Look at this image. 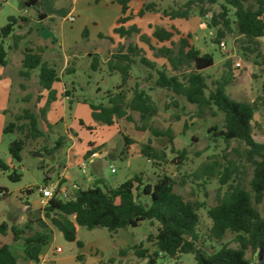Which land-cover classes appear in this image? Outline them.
Masks as SVG:
<instances>
[{
	"label": "trees",
	"instance_id": "1",
	"mask_svg": "<svg viewBox=\"0 0 264 264\" xmlns=\"http://www.w3.org/2000/svg\"><path fill=\"white\" fill-rule=\"evenodd\" d=\"M45 0H24L23 9L26 13L30 9L36 11L33 16L42 21L46 15L40 8ZM133 0H114L119 7L120 16L115 21L113 33L120 39L139 36L141 42L147 45L148 51H153V58L161 59L157 62L141 56L142 49L137 44H128L112 53L105 63L109 73H117L120 83L115 92L106 93V104H88L90 116L93 121L104 126H113L122 121L127 124L133 122L132 114H136L142 122L141 127H136V133L141 137L145 132L148 138L139 147L141 157L148 160L155 169H159L167 162L166 152L158 150L153 145V139H166L170 152L176 157L171 163L178 168L182 165L185 150L174 149V132L171 127L163 130L147 126L144 120L157 115L158 107L152 101L148 91L139 88L126 89L131 78V71L136 64L148 68L145 81L149 82V90L161 89L172 94L173 97H182L184 101L196 109V117L214 115V108L223 116L222 130L219 136L229 146L231 141L243 145V158L251 167V179L248 190L244 188L239 167L231 159L226 160L222 166L216 160L202 163L192 174L195 180H210L219 175L218 182L221 187L226 186L223 193H218L216 204L206 211L210 221L207 240L221 242L227 234L233 235L236 248L226 244L220 245L213 252L204 251L199 245V215L198 210L203 203L186 200L174 191L175 185L183 186L184 179L178 182L169 175L158 174L155 177H145L144 174L134 175L116 187H99L100 180H95L91 187L82 190L76 189L71 197L62 199L54 196L42 208V217L47 222V227L40 229L34 221H26L21 226L8 225L0 222V264H20L19 260L10 250L11 244L20 243L24 261L39 262L42 249L48 244L51 229H56L69 243L82 247L76 238L77 227L92 230L96 227L104 228L110 233L118 230L138 227L142 222L157 224L156 232L149 234L146 243L155 248L150 252L149 247L139 245L128 248L140 259H147L148 264H154L159 257L175 259L181 255H192L195 264H253L246 258V252L251 250L257 253L261 248L264 251V218L259 213L257 206L264 198V142H256L253 137V119L257 111L255 102H242L232 99L225 92V87L232 83L231 74L225 73L220 79L212 82V89H208L205 76L202 72L211 68L214 60L211 54L201 53L194 44L192 34L181 32L173 23L168 27H156L150 38L141 35L140 29L133 24H126L133 19H142L149 13H159L155 3H141L136 8H131ZM220 11L211 13L207 28L215 30L212 43L219 45L220 40L232 33V24L236 26L237 34L242 37V43L256 46L257 41L264 36V0H224ZM192 1L185 5L184 10H163L159 18L187 20ZM233 11L234 21L230 19ZM203 15V12H202ZM30 15L9 16L7 23L0 27V67L7 63V51L18 49L22 36L14 34L21 23H28ZM11 40V45L5 47V41ZM110 41L112 39L109 38ZM155 43L156 47L151 46ZM43 49L38 46L28 47L22 51L21 69L19 75L28 79L33 71H37L38 84L41 90L47 92L48 103L54 100V83L60 81L58 71L50 66L41 56ZM229 67V62H226ZM98 56L94 55L90 64L91 71L98 70ZM67 74H73V68L65 69ZM130 92V96H129ZM70 92L65 90L63 96L68 97ZM41 98L40 96L38 99ZM71 101V100H69ZM177 106L175 100L168 105ZM167 108V105H166ZM35 114L30 109H23L21 114L15 115L13 121L7 123L2 130L3 134L17 132L21 137L10 142L8 154L12 161L20 163L21 152L28 140L36 141L44 136L39 129L40 121H45V111ZM82 126L83 123L80 121ZM185 127V124H184ZM214 128L208 131L212 132ZM123 149L121 154L126 155L128 147L135 143L124 134H121ZM63 138L57 143L61 147ZM54 149L43 148L44 154H54ZM91 152H87L90 155ZM221 169V170H219ZM0 171L8 173L11 182H18L20 175L15 171L10 172V167L0 158ZM237 175V178H233ZM236 179V180H233ZM62 182L58 184L60 188ZM44 185H47V178ZM30 193V190L27 191ZM7 196V191L0 187V200ZM148 197L149 204H143L142 198ZM122 250L120 254H124Z\"/></svg>",
	"mask_w": 264,
	"mask_h": 264
},
{
	"label": "rangeland",
	"instance_id": "2",
	"mask_svg": "<svg viewBox=\"0 0 264 264\" xmlns=\"http://www.w3.org/2000/svg\"><path fill=\"white\" fill-rule=\"evenodd\" d=\"M189 1H192V4L188 19H176L174 25L181 32L192 34L195 47L202 54L212 55L213 66L202 72L208 89H212V82L220 79L225 73L231 74L233 81L225 87V92L236 101L257 104L253 119V137L256 142H264V36L257 41L256 46H249V50H245L246 44L242 43V37L237 34L236 26L232 24V33L220 40L224 43V48L212 43L215 30L207 28V23L211 13L220 11L221 5L225 4L224 0H133L130 4L132 8L138 7L141 3H155L159 13H149L142 19H133L126 26L136 24L141 35L150 38L156 27H168L172 23L168 18L158 17L163 10H184ZM253 2L254 0L247 1V3ZM72 7L76 9L74 13L76 21L72 25L70 43L77 41L79 49L76 52L77 58L68 60L67 68H75V72L67 74L63 71L62 82L53 84L54 100L49 103L47 92L38 99L32 91L30 100L22 99L21 93L13 88L9 108L7 112L0 114V158L9 165L11 173L15 171L20 175L18 182H11L7 177L8 173L0 171V187L7 191V196L0 200V216L4 212L15 214V217L7 218L8 225L21 226L27 221L28 213L24 212L26 205H30L32 211L40 208L39 190L44 186L46 177H49L47 180L49 183L57 181L59 175L68 174L70 180H66L63 185L67 191V198L74 193L72 184L87 189L95 180H100L99 187L103 189L116 187L132 177L131 171L135 170L134 165L129 168L127 162L120 158L123 149L121 134L135 142L133 144L136 145L132 144L135 150L139 149L140 144L149 136L147 132L141 137L136 133L135 128L142 126L136 114H132V123L118 121L113 126L107 127L92 120L88 104H106V93L115 92L119 85V75L109 73L105 63L121 45L125 47L128 44H137L142 49L141 56L144 58L155 61L158 65L163 61L153 58L154 52L147 50V45L140 41L139 36L132 35L127 39H120L113 33L114 23L119 16V9L114 0H45L40 6L43 11L45 9L46 12L56 15L55 19L60 18ZM22 10L20 0H0V27L7 23L9 16L18 17ZM232 14L231 10L230 19L234 21ZM44 28L60 40L59 25L56 27L45 25ZM10 41V39L5 41V47ZM151 46L156 47V44L153 42ZM56 52H58L56 58H59L57 54H61V51L58 46ZM9 54L10 57L15 56L11 52ZM94 55L98 56L99 61L98 70L95 72L90 69ZM226 62H229V67L225 65ZM55 63L56 70L59 71L62 62L59 60ZM148 71L145 66L136 64L131 71L126 89L133 88L137 84L139 88L148 91L158 107V113L144 120V123L160 130L171 127L174 132V149L185 150L186 157L182 165L176 168L171 163L176 155L170 152L166 139H153L154 147L166 152L167 162L158 170L148 164L147 171L142 174L150 178L158 174H166L177 182L184 179L185 184L175 185L174 191L186 200L203 203V207L198 210V245L204 251L209 253L216 251L222 244L236 248L237 245L233 242L231 234H227L219 243L208 241L206 238L211 224L206 211L216 204L217 194L223 193L226 186L219 185V175L210 180L203 178L195 180L191 174L202 163L209 162V158L218 161L222 166L226 165L227 159H231L239 167L241 174L238 177L242 180L244 188L248 190L252 169L243 158L244 146L238 145L235 141H231L229 146L223 142L218 135L222 130L223 116L214 108L211 109L213 116L207 114L203 118H197L195 107L187 104L182 97H173L171 93L161 89L149 90L150 83L145 81ZM63 84L70 92L68 99L62 95ZM172 99L177 102L176 107L168 105ZM46 106L45 121H40L38 125L44 136L36 141L28 140L21 152L20 163L12 161L8 154V145L21 136L17 132L3 134V128L13 121L15 115L21 114L23 109H30L38 114ZM80 121L83 123L82 126L79 124ZM210 128L214 130L209 132ZM60 138H63L61 147L54 149ZM43 148L54 149V154L46 156L41 152ZM104 148L116 149L113 160H107L106 167H103L99 160H95L93 164L85 162V167H80L88 151ZM37 153L42 157L37 156ZM110 164L113 165L115 173L110 172ZM233 178H237V175ZM28 190L30 193H27ZM141 201L143 204H149L148 197H143ZM257 209L264 218V198ZM156 228V223L151 225L146 221L138 227L121 229L116 233H110L100 227L87 230L78 226L76 238L82 244L80 248L75 243L67 242L56 229H53V235H50L48 244L42 252L51 254L49 252L60 248L61 252L57 253L58 255L74 256L81 252L102 264H148L147 259H138L128 248L142 243L153 252L155 248L146 243V238L149 234H154ZM122 250H125L124 254H120ZM12 251L18 258L17 248L12 247ZM246 258L253 264H258V252L253 253L249 250L246 252ZM154 264H195V262L192 255H181L175 259L159 257ZM261 264H264V252Z\"/></svg>",
	"mask_w": 264,
	"mask_h": 264
},
{
	"label": "crops",
	"instance_id": "3",
	"mask_svg": "<svg viewBox=\"0 0 264 264\" xmlns=\"http://www.w3.org/2000/svg\"><path fill=\"white\" fill-rule=\"evenodd\" d=\"M23 1L24 0H20L22 6H23ZM43 7L45 6L43 5ZM130 7L132 8L131 5ZM117 8L119 9L118 6ZM42 12L46 15V18L42 21H39L35 17H33L36 14L30 15L29 11L26 13V9H23L19 15V16H26L28 14L32 16V18L29 19L28 23H21L20 26L15 29L14 34L18 36H22L23 39L19 42L18 49L16 50L12 49V50L7 51V63L4 67H0V114H4L5 112H7V109L9 108V104L11 100V91L13 88L21 93L22 99L28 98L30 100L32 99V95H31L32 91H34L36 98H38L39 96L40 97L44 96V92H46L45 90H41V88L39 87L38 79H37V71H33L30 74V77L28 79H23L19 75V71L21 69L22 51L25 48L34 47V46L41 47L43 49L42 54H41L42 58L50 66H54L56 69H57V65L55 62L61 60L62 67L58 71L60 82H62V75H63L62 73L67 68L68 60L77 58L76 52L79 49L78 48L79 43L77 41L70 43L72 25L76 21V17L74 15V13L76 12V9L72 7L69 11H66L60 18L57 17L56 19H55L56 15L54 16L46 12L45 9L44 11L42 10ZM70 16L74 18L73 21H69ZM119 16H120V10H119ZM56 22H57V25H59L60 40H57V38H55V36L52 33H50L44 28L45 25H53L56 27L57 26ZM170 22L174 24L175 20L170 21ZM10 45H11V41L7 44V47H9ZM57 46L60 48V51H61V54H57L59 58H56V53H58L56 52ZM9 52L13 53L15 56L10 57ZM73 69L75 70V68ZM62 88H63L62 90V95H63V92L67 90V87L65 84H63ZM52 89L54 90L53 86H52ZM64 98L68 99V97H64ZM133 145H136V144H133ZM133 145L131 144L128 147L126 155H122L120 153V158H122L124 161L127 162V165L129 168H132V166L134 165L135 170L131 171L132 176L137 175V174H142L144 171H147L148 164H151L148 160L141 157L139 153V149L135 150ZM69 151H71V149H69ZM115 151L116 149L109 150L105 148L101 150H91L90 155L86 156L87 153L84 155V158H83V161L80 167L84 168L85 162L93 164L95 160H99L102 166L106 167L108 165L107 160H113ZM92 155H94V157H92ZM62 168H64V166ZM109 168L111 172V168H113V165L110 164ZM113 173H115V171ZM46 178L47 180H49L48 179L49 177H46ZM66 180H70V177L68 176V174L65 173V175H59L57 178V181L49 182V183L59 184V182L61 181L62 184L60 186V189L67 193L66 188L63 186ZM72 188L74 190L81 189L79 185H76V184H72ZM82 190H85V189H82ZM40 205H41L40 208L35 211H32V208L30 205H26L24 207V212L28 213L27 221L29 220L34 221L36 222V226L38 228L44 229L45 227H47V222L42 217V208L44 205L41 204V198H40ZM8 217H15V214L13 212L12 213L4 212V214L0 216V222H6L8 224V221H7ZM49 230H51L50 235H53V229L49 227ZM12 247L13 249L17 248L18 252L16 254L18 258L14 254L13 255L19 260L20 264H34L33 262L24 261L23 253H22V245L20 243H15L12 245ZM12 247L10 246V250L13 253ZM57 249H60V248H57ZM60 252H56V250H54L52 252H49L51 254H48V252L43 253L41 251L39 255V262L37 264H102L101 262L96 261V260L95 262L91 257L85 256L81 252L76 253L74 256L58 255L57 253H60Z\"/></svg>",
	"mask_w": 264,
	"mask_h": 264
},
{
	"label": "built area",
	"instance_id": "4",
	"mask_svg": "<svg viewBox=\"0 0 264 264\" xmlns=\"http://www.w3.org/2000/svg\"><path fill=\"white\" fill-rule=\"evenodd\" d=\"M74 18L72 16L69 17V21H73ZM221 48H224L225 45L223 42L219 44ZM94 157V155H92ZM115 170L111 168V172L113 173ZM40 198H41V204L45 205L49 199H51L54 196H58L62 199H66V192L62 191L60 188H58L57 183H49L47 185H44L39 190ZM68 199V198H67ZM56 252H60V249H57Z\"/></svg>",
	"mask_w": 264,
	"mask_h": 264
},
{
	"label": "water",
	"instance_id": "5",
	"mask_svg": "<svg viewBox=\"0 0 264 264\" xmlns=\"http://www.w3.org/2000/svg\"><path fill=\"white\" fill-rule=\"evenodd\" d=\"M29 14L30 15H35L36 14V11L34 9H30L29 10ZM36 155L39 156V157H42V155L39 154V153H37ZM263 252L264 251L261 248L258 249V264H261V257L263 255Z\"/></svg>",
	"mask_w": 264,
	"mask_h": 264
}]
</instances>
